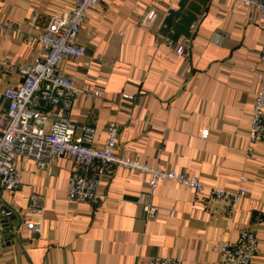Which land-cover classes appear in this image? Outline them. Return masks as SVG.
I'll use <instances>...</instances> for the list:
<instances>
[{
    "label": "crops",
    "instance_id": "obj_1",
    "mask_svg": "<svg viewBox=\"0 0 264 264\" xmlns=\"http://www.w3.org/2000/svg\"><path fill=\"white\" fill-rule=\"evenodd\" d=\"M71 3L0 0V60L9 64L0 71V102L7 86L21 81L13 68L39 56V46L25 39L30 17L39 14L41 28ZM150 9L155 19L142 22ZM9 23L19 30H5ZM162 35L175 42L189 36V55L177 54ZM79 39L85 57L64 68L99 94L76 99L73 121L94 126L97 143L115 121L117 152L138 154L143 163L198 178L207 187L242 186L246 197L233 218L210 215L199 201L206 192L172 181L151 190L145 174L113 168L101 184V201L91 206L67 199L71 161L59 158L42 168L19 157L20 188L0 189V205L13 211L0 219V264H147L154 255L219 264V244L246 228L258 238L251 264H264V144L249 140L264 46L257 14L234 0H101L85 15ZM32 192L41 198L40 218L27 209ZM146 202L157 207L154 219L143 212ZM37 220L40 232L26 228Z\"/></svg>",
    "mask_w": 264,
    "mask_h": 264
},
{
    "label": "built area",
    "instance_id": "obj_2",
    "mask_svg": "<svg viewBox=\"0 0 264 264\" xmlns=\"http://www.w3.org/2000/svg\"><path fill=\"white\" fill-rule=\"evenodd\" d=\"M234 2L257 14L258 23L264 24V0ZM100 3L101 0H72L69 11L50 14L41 28L37 26L39 14L34 13L30 17L25 39L39 46V56L32 62L14 67L21 81L3 90L0 102V189L12 192L20 188L22 169L17 165L19 157L32 160L42 168L65 158L73 164L65 188L69 201L91 206L98 204L102 199L101 184L110 177L113 168H121L148 176L147 186L151 190L161 181H172L196 194L206 192V196L199 201L207 214L223 213L233 218L240 202L246 197L244 187H207L198 178L143 163L138 154L129 157L117 152L119 124L115 121L106 124L105 139L97 143L94 126L72 120L76 99L98 96L99 92L64 66H77L85 57L86 47L79 39V31L87 12ZM155 17V11L150 9L142 22L152 21ZM195 26V22L190 25L191 32ZM4 29L19 30L11 23L6 24ZM163 39L177 54L183 57L189 55V36L181 42L167 37ZM259 61L261 69L256 73L258 87L250 117L249 140L264 144V46L259 52ZM6 66H9L8 62L0 60V71ZM121 97L132 99L129 94H122ZM38 99L44 101V106L39 105ZM253 154L251 147L247 158ZM141 205L147 219L156 217L157 207L154 204L146 202ZM27 209L40 218L41 198L37 192L30 194ZM12 213L10 208L0 205V219L8 218ZM261 220L260 210L255 216V223ZM26 228L35 233L41 230L38 220L37 223L28 222ZM2 244L0 232V247ZM257 253L255 231L252 228L242 229L234 241L225 240L219 244V264H251ZM147 264H182V259L179 256L154 255Z\"/></svg>",
    "mask_w": 264,
    "mask_h": 264
},
{
    "label": "water",
    "instance_id": "obj_3",
    "mask_svg": "<svg viewBox=\"0 0 264 264\" xmlns=\"http://www.w3.org/2000/svg\"><path fill=\"white\" fill-rule=\"evenodd\" d=\"M37 101L41 107L44 106V101L42 99H38ZM45 107H47V105H45Z\"/></svg>",
    "mask_w": 264,
    "mask_h": 264
}]
</instances>
